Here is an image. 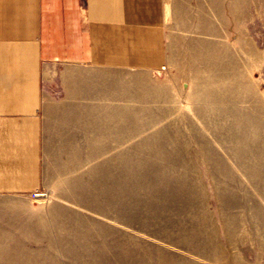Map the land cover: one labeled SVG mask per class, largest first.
<instances>
[{"label": "rangeland", "instance_id": "rangeland-1", "mask_svg": "<svg viewBox=\"0 0 264 264\" xmlns=\"http://www.w3.org/2000/svg\"><path fill=\"white\" fill-rule=\"evenodd\" d=\"M164 1L160 67L42 64L0 264H264V0Z\"/></svg>", "mask_w": 264, "mask_h": 264}, {"label": "crops", "instance_id": "crops-1", "mask_svg": "<svg viewBox=\"0 0 264 264\" xmlns=\"http://www.w3.org/2000/svg\"><path fill=\"white\" fill-rule=\"evenodd\" d=\"M164 0H0V192L40 183L42 64L157 68Z\"/></svg>", "mask_w": 264, "mask_h": 264}]
</instances>
